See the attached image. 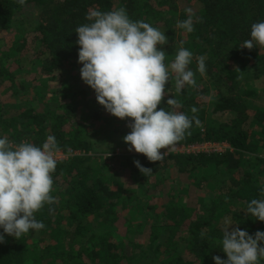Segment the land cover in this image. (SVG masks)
I'll use <instances>...</instances> for the list:
<instances>
[{"label": "trees", "instance_id": "trees-1", "mask_svg": "<svg viewBox=\"0 0 264 264\" xmlns=\"http://www.w3.org/2000/svg\"><path fill=\"white\" fill-rule=\"evenodd\" d=\"M120 7L133 21L165 32L168 44L160 48L168 54L166 63L180 42L193 53L189 68L196 87L176 94L169 81L170 93L158 106L166 108L175 96L179 111L189 117L191 107L198 109L201 125L193 122L177 145L227 141L231 146L223 153L172 152L160 162L123 153L115 168L123 182L132 174L145 187L143 202L138 188H126L125 182L114 186L117 173L108 176L109 165L98 159L97 131L89 127L112 123V117L103 116V106L86 117L71 84L72 69L80 64L76 28L89 23L90 10ZM187 8L202 18L194 17L191 33L176 27L177 20L187 19ZM261 21L264 0H26L24 5L0 0V138L42 146L52 135L60 150L82 152L57 162L56 202L35 214L45 227L19 239L5 235L0 264H215L213 256L227 259L219 243L226 221L229 230L264 232V222L246 214L251 199H264V48H240L251 38V25ZM4 31L12 36L9 42ZM199 56L205 57L203 75L196 71ZM23 70L39 81L34 91L16 85ZM259 80L262 89L252 85ZM116 124L111 134L131 131L126 120ZM116 136L107 135V147L113 138L124 143ZM135 160L152 174H141ZM160 190L162 200L153 202Z\"/></svg>", "mask_w": 264, "mask_h": 264}, {"label": "clouds", "instance_id": "clouds-1", "mask_svg": "<svg viewBox=\"0 0 264 264\" xmlns=\"http://www.w3.org/2000/svg\"><path fill=\"white\" fill-rule=\"evenodd\" d=\"M17 2L24 5L26 0ZM185 12L187 19L177 20L176 27L191 33L195 13L191 8ZM86 19L89 23L75 30L82 81L94 90L97 102L108 113L129 121L131 131L122 138L129 145L128 151L134 150L150 162H160L190 134L193 122L201 125L198 109L191 107V117L179 111L182 105L173 93L166 108L158 107L170 93L166 89L169 81L176 94L182 93L185 86L196 87V73L189 68L193 53L180 42L174 59L166 63L168 54L160 48L168 44L165 32L148 22L133 21L123 7L108 12L93 9ZM195 22H202V18L195 17ZM250 37L240 48H264V21L251 25ZM196 71L205 74L204 56L197 58ZM162 149L166 151L162 153ZM59 151L52 135L42 146L28 141L13 143L7 136L0 138V243L5 242V235L19 239L30 230L38 232L45 227L35 214L56 202L52 195L53 173ZM134 164L144 176L152 174V169L138 160ZM260 195L264 197V188ZM246 214L264 222V199H251ZM231 225L225 222L219 241L227 259L213 256L215 264H260L264 259V232L257 231L253 236L238 227L229 230Z\"/></svg>", "mask_w": 264, "mask_h": 264}, {"label": "rangeland", "instance_id": "rangeland-1", "mask_svg": "<svg viewBox=\"0 0 264 264\" xmlns=\"http://www.w3.org/2000/svg\"><path fill=\"white\" fill-rule=\"evenodd\" d=\"M1 34V33H0ZM4 35H7V41L9 42L12 39V36H10V34H7L6 31L3 32ZM77 67L72 69V83L73 86V90L74 92H76V98L78 100H80L81 103H83L82 106H80L81 108V112H84V115L87 117L88 115H91V112H93V110H98L101 105H99V103L97 102L96 99V94L94 92L93 89H91L87 84H85L80 76V68L82 67L81 64L76 65ZM18 75H20L19 78L16 79V85L18 87H21V85L23 84L26 88H30L31 91H34L37 85L39 84L38 82H34V77L35 75L33 73H26V70H23L22 72H19ZM26 79V80H24ZM262 80H259V82L257 81V84H255V82H252V85H256L257 89H262L263 84H262ZM22 85V86H23ZM9 88L11 89V92L13 93V89L11 86V83H9ZM88 91V93H86ZM262 91V90H261ZM28 94H32L31 92ZM48 94V93H47ZM8 95V94H7ZM10 96L12 99H16L15 95L13 97L12 95H8ZM30 99L31 96H30ZM22 102H25L24 100L20 99ZM80 103V104H81ZM85 103L87 106H89L88 108L85 106ZM23 105V104H22ZM209 107H212V103L209 104ZM90 108V110H88ZM103 116H111L113 119L112 123H108V124H102L101 121L95 122V126L94 127H89L90 131H94L96 129V133L94 134L93 138L94 141L96 140L97 143L95 144L96 148H99L100 152H97V154L100 156L98 159L100 160V158L103 159V162L107 163L109 165L108 170L106 171L108 176L112 175L113 173H117V175H115L114 177H112V182L114 183V186H117L119 183L123 182L121 177L123 176L121 169H117L115 168L117 166V159L120 155H122L123 153H136L134 150L129 152L128 151V147L129 145H127L126 143H122L119 145V142L117 140V138H113V139H109V143L112 144L107 147V145L105 144L104 141L108 142V138L107 135L110 137H113V135H117L116 137L119 138H123L124 136L122 135V133L120 134L121 136H119L120 132H114L113 134H111L110 130L115 129L116 127H119V124L117 123V120H119V118H116L114 116H112L110 113H108L107 111H104ZM126 120V124H128V120ZM123 120V121H125ZM84 121H88L87 119H85ZM110 131V132H109ZM122 142L123 139H122ZM102 150H105L104 152H102ZM95 155V153H94ZM99 168V167H98ZM120 170V172L118 171ZM127 177V182H125V187L126 188H130V189H136L138 188V194L141 195V199L142 202L146 200V198L143 196L145 194V187H139V183L136 182L134 180V177H132V174H126ZM123 182V183H124ZM162 196H163V192L160 190V192L155 196V200H152L153 202L158 201V199L162 200ZM169 202V200H168ZM195 202V201H194Z\"/></svg>", "mask_w": 264, "mask_h": 264}, {"label": "built area", "instance_id": "built-area-1", "mask_svg": "<svg viewBox=\"0 0 264 264\" xmlns=\"http://www.w3.org/2000/svg\"><path fill=\"white\" fill-rule=\"evenodd\" d=\"M227 149H231V146L227 141L224 142H211V141H206V142H201V143H194V144H189V145H176L175 150L172 152H182V153H195V152H206V153H223ZM166 150H161L163 153ZM170 152V153H172ZM168 153L167 155H169ZM81 151H69V152H64L60 150L57 153V161H63L67 160L75 155H81Z\"/></svg>", "mask_w": 264, "mask_h": 264}]
</instances>
